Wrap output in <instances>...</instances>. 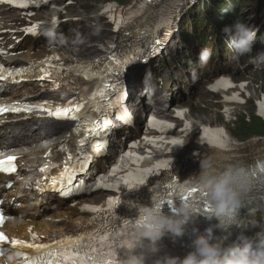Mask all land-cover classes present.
Masks as SVG:
<instances>
[{"label": "clouds", "instance_id": "9594fccd", "mask_svg": "<svg viewBox=\"0 0 264 264\" xmlns=\"http://www.w3.org/2000/svg\"><path fill=\"white\" fill-rule=\"evenodd\" d=\"M221 31L225 36L231 37L229 47L233 52V59L239 60L252 52L259 29L236 22L225 26ZM211 55V50L204 48L200 52V59L206 63ZM259 59L264 61V52L259 54ZM201 169L199 180L210 208L208 219L216 218L220 222L219 226L223 227L222 222L235 218L239 209L245 205V196L251 191L252 180L243 166H228L223 172L217 173L212 162L202 161ZM163 207L155 203L154 206L140 208V215L136 220L139 223L131 240V264H146L151 257H157L153 264H264V225L255 221L251 223L252 227L260 228L255 237L241 232L235 241L225 245L220 238L214 237L212 227L205 229L204 234H199V230L194 228L196 238L192 242L193 250L184 258L168 253L158 255L163 238L166 235L183 237L187 225L194 221L198 213L196 203L190 201H181L178 207L170 208V214H166ZM14 260L15 254L12 253L0 264H12Z\"/></svg>", "mask_w": 264, "mask_h": 264}, {"label": "snow or ice", "instance_id": "6c2138e0", "mask_svg": "<svg viewBox=\"0 0 264 264\" xmlns=\"http://www.w3.org/2000/svg\"><path fill=\"white\" fill-rule=\"evenodd\" d=\"M0 2H8L10 4H14L18 7H27L29 3H37L38 0H0ZM112 6H109L111 8ZM119 24V22H118ZM36 28H29L25 29L26 32L35 34ZM118 63H123V60H119ZM2 66H0V72H2ZM26 70L20 69V70H10L9 75H22ZM230 84L229 81L221 80L218 84L219 86H228ZM98 95L102 97L103 100H107L110 104L111 101L108 100L106 94L104 92H98ZM95 98V96L93 97ZM226 99H238V97H232V98H226ZM107 106V105H106ZM20 106L18 105H12V106H4L0 107V113L6 110H12L16 111L19 110ZM81 109V106H77L72 109H58L56 113H50V115H56L57 117H63L67 116L70 112H79ZM261 114L264 115V104L260 105ZM31 111V108L28 109ZM156 122L153 123V126H155ZM206 133H211L212 130L205 129ZM222 136V130H216L215 133H212L208 137L209 142L213 144H218L220 147H224V142L220 139ZM173 143H180L179 141H173ZM61 151H67L66 147L62 146L60 149ZM72 156H69L68 159H72ZM16 158L11 157L8 158L7 161H0V171L3 172H15L16 171V165L14 163ZM167 163V162H166ZM166 163L164 166H166ZM50 165H46L44 168L41 169L42 172H47L48 167ZM159 167V165H158ZM261 173H264V167H261L260 169ZM252 177L256 176V173L253 171L250 173ZM261 181L264 182V177H261ZM71 182V177H69L68 181L66 183ZM39 183V182H38ZM139 184H143L144 180L143 178L139 179ZM10 186V185H9ZM129 186L131 184L129 183ZM172 191H179L177 189H171L168 193H166L165 197H161L158 199L157 204L159 206H164L165 203L170 208H175V201L178 199L181 201H190L196 203V201L203 199V207L201 208L197 204L196 210L200 212L203 210L205 213H208L210 211L209 206L207 205L206 201V192L204 191L203 187H200L198 185H193L186 187L183 191H179V195L175 198L172 197ZM196 194V195H194ZM4 201L0 200V205H3ZM118 203V201H112L110 202V206L114 207L115 204ZM94 210V209H93ZM4 223V212L3 209L0 208V225ZM138 221L131 222L125 225L124 231L127 232V230L131 227H137ZM106 231V230H105ZM117 233L113 232L111 234L112 239H116ZM39 239L38 237H33V240ZM109 237L107 236H101L98 241L93 240L92 238H85V237H65L62 238L61 241L53 242L51 245L48 244H27L26 242L14 240L11 241L13 245H19L24 246L28 248H35L36 255L30 259H26L25 264H114V261L112 257L114 256V253L112 251V246L107 243ZM67 241V243H65ZM8 242L7 237L4 233L0 232V254H4L7 251V248L5 247L6 243ZM119 243V241H117ZM123 247L126 248H132L133 245L129 241H124Z\"/></svg>", "mask_w": 264, "mask_h": 264}, {"label": "bare ground", "instance_id": "6f19581e", "mask_svg": "<svg viewBox=\"0 0 264 264\" xmlns=\"http://www.w3.org/2000/svg\"><path fill=\"white\" fill-rule=\"evenodd\" d=\"M137 1L138 0H134L133 7H135V4L137 3ZM180 1L183 2V0H180ZM247 1L249 2L250 0H247ZM164 2H167V0H165ZM248 2H245V3H248ZM204 4L202 7H204ZM253 4H254V1L250 2V8H252ZM221 5H223V4H221ZM128 9H129V7H128ZM182 9H185V11H186L185 6H182ZM232 10L233 9H230L228 7L225 9V12L229 14V16H228L229 19H231ZM254 16H255V13L251 14L252 18ZM159 21H160V17H158L156 14H152L149 17L140 20L139 22L137 21L138 22L137 26L131 25V24L130 25H124L120 28L119 34L116 36L117 38H115L114 41L107 43V46L105 48H107V50H112V49H114V47L119 46V44L124 45L125 42L130 41L132 38L133 39H142L143 41L145 39H147L146 40V41H148L147 43L153 42L157 38L160 39L161 41L166 42V39H167L166 34L162 33L161 31L160 32L154 31V27ZM134 26H136V27H134ZM64 37L67 38V34H64ZM134 41L135 40H132V42L130 41V44L131 43L135 44L136 41L135 42ZM225 45L228 46V42L225 43ZM180 46L183 48V38L176 40L175 42H170L169 45L167 46V53L174 54V53L178 52L180 50ZM101 50H102V48H100L99 51L94 50L92 53L94 54L96 52H100V55L97 56V58H100L106 54V51H101ZM128 51H129V53L134 52L132 62L142 59L140 57V54L137 53L131 45H129ZM35 53L38 55L40 52H39V50H37V52H35ZM29 56H30V54H29ZM95 58H96V56L93 59H95ZM233 64H234L233 58L225 59V57H223V59L220 60V63L217 65V67L220 68V71H225L226 69L230 70L233 67ZM203 65H204V62L201 63V66H203ZM247 69H248V66L239 65L237 67L236 71L233 73L239 74V79L241 80V85H242L243 91H245V92L247 91V93L252 94V91H255L254 88L257 87L258 82H256V81L252 82V83L248 82L249 73L246 71ZM256 122L259 123L260 120L254 121L250 125H247V126L244 125V126H246V128L249 129ZM241 126H240V128L242 129ZM245 140L247 141L245 144L244 143L241 144V142L238 144L240 147L238 145H232L231 147L228 146L227 150H236L237 149L235 152H232V151L223 152L224 153L223 158L225 160V162H224L225 166H232V165L239 166L238 163H241V165H243V164L244 165H248V164L255 165L257 163V161H259L261 156H264V155H262L264 153V138L254 137V138L249 139V137H247ZM227 158L231 159L230 163H228ZM252 198L253 197L245 198V208H247L248 210H250V208L247 206L246 202H247V200L252 199ZM254 209H257V208H254ZM247 213H248L247 210H244V215H246ZM249 213H250V216L252 217V220L249 221V223H252L253 221H255L261 225H264V211L253 210Z\"/></svg>", "mask_w": 264, "mask_h": 264}, {"label": "rangeland", "instance_id": "374dc122", "mask_svg": "<svg viewBox=\"0 0 264 264\" xmlns=\"http://www.w3.org/2000/svg\"><path fill=\"white\" fill-rule=\"evenodd\" d=\"M250 2H251V1H249L247 4H250ZM192 17H193V18H194V17H197V15H196V14H193ZM192 24H193V22H192ZM192 32H193V31H192ZM255 125H258V122H256L255 124H253V126H252L251 128H249V129H247L246 126H244V125H242L241 127H242V129H244L245 131L249 132V131L252 130V128H253Z\"/></svg>", "mask_w": 264, "mask_h": 264}]
</instances>
